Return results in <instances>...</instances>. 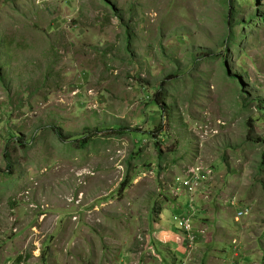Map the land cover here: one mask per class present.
I'll return each instance as SVG.
<instances>
[{
  "label": "rangeland",
  "instance_id": "374dc122",
  "mask_svg": "<svg viewBox=\"0 0 264 264\" xmlns=\"http://www.w3.org/2000/svg\"><path fill=\"white\" fill-rule=\"evenodd\" d=\"M0 264H264V0H0Z\"/></svg>",
  "mask_w": 264,
  "mask_h": 264
},
{
  "label": "built area",
  "instance_id": "2783aa9c",
  "mask_svg": "<svg viewBox=\"0 0 264 264\" xmlns=\"http://www.w3.org/2000/svg\"><path fill=\"white\" fill-rule=\"evenodd\" d=\"M200 181H206V174H204V171H199V170H194L193 168H191L190 170L187 171L186 175L183 174L181 179L175 178L174 179V183L176 187H181L184 190L187 191V193L192 194L195 193L196 191H198L197 189L195 190V187L198 185V183ZM192 201H189V206L191 208L192 211ZM188 209V208H187ZM189 219V220H188ZM182 218L179 221V225L182 226V228L184 230H188V222L190 221V217L189 218ZM194 240H195V234L194 232H189L187 235V242H188V246L189 247H193L194 245Z\"/></svg>",
  "mask_w": 264,
  "mask_h": 264
},
{
  "label": "trees",
  "instance_id": "16d2710c",
  "mask_svg": "<svg viewBox=\"0 0 264 264\" xmlns=\"http://www.w3.org/2000/svg\"><path fill=\"white\" fill-rule=\"evenodd\" d=\"M234 14H235V12H234V6H233V4H231L230 6H229V13H228V20H227V23L229 24V27H231L232 28V22H233V20H234ZM234 26V25H233ZM233 37H234V34H233V31H232V29H231V31H230V35L228 36V41H230V39L232 40L233 39ZM227 41V42H228ZM226 42V43H227ZM156 102L157 103H159V102H164V98H165V96H164V94H162V92L161 91H159L158 93H157V95H156ZM160 109H161V111L163 110H166V107H160ZM110 131H113V132H118L117 133V135L119 136V135H125L126 134V129L125 128H122V127H112V128H110L109 129ZM251 131H252V129H251V127L249 128V133H248V135H250V133H251ZM139 133V132H138ZM56 134H57V136H58V138L60 139L61 138V134L58 132V131H56ZM153 135V134H152ZM62 139V138H61ZM78 143H80V146H81V148H86L87 146H88V144H89V141H87L86 139H83V141L82 140H80V141H77ZM9 167V169H11V166H8ZM122 188H127V180L126 181H124L123 182V184H122V186H121V189Z\"/></svg>",
  "mask_w": 264,
  "mask_h": 264
},
{
  "label": "crops",
  "instance_id": "0c3cea01",
  "mask_svg": "<svg viewBox=\"0 0 264 264\" xmlns=\"http://www.w3.org/2000/svg\"><path fill=\"white\" fill-rule=\"evenodd\" d=\"M247 259H251V257L249 256V257H247Z\"/></svg>",
  "mask_w": 264,
  "mask_h": 264
}]
</instances>
